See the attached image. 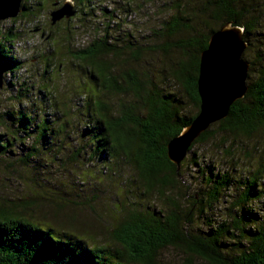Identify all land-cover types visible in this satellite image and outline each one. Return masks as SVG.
Listing matches in <instances>:
<instances>
[{
    "label": "trees",
    "instance_id": "obj_1",
    "mask_svg": "<svg viewBox=\"0 0 264 264\" xmlns=\"http://www.w3.org/2000/svg\"><path fill=\"white\" fill-rule=\"evenodd\" d=\"M27 1L28 5L22 1L19 15H29L34 9ZM110 1L107 7L106 0H73L81 12L78 26L92 30L86 45L73 48L70 44L67 48L91 82L90 90L79 95V102L57 106L55 93L41 88L40 98L31 99L25 107L22 102L28 101L30 86L6 82L5 88L14 91L10 99L17 105L0 110V158L14 156L13 161L33 168L34 173L38 167L44 169L45 176L49 175V163L43 160L49 162L46 157L51 154V161L83 159L88 165H97L98 172L108 178L123 176L137 182L143 194L163 197L167 206L142 211L132 208L112 228L96 229L66 208L68 202H75L49 196L45 205L38 196L0 195V264H157V254L165 248L179 251L190 264L196 259L205 264H264V157L246 176L215 171L210 164L199 166L203 187L191 196L190 207H185L176 194L181 162L179 167L171 162L166 147L198 112L199 57L209 35L226 21H233L243 28V38L252 47L253 34L264 38V0L178 1L173 14L145 36L137 35L121 17L131 6ZM14 37L13 30L0 31L5 74L21 67L10 49ZM65 37L71 40L73 31L68 28ZM146 37L155 41L144 42ZM157 50L178 51L170 75L188 97L193 112H184L182 100L172 92L160 93L150 75L135 66L145 54ZM255 53L264 61V43L260 41ZM249 62L245 95L230 105L225 118L202 132L188 152L195 144L213 138L210 127L215 124L222 132L247 137L264 131V62L257 69ZM38 100L43 101L41 105ZM46 105L53 112L46 113ZM75 107L79 120L74 124L64 117ZM197 159L193 153L191 164L198 166ZM234 189L239 193L232 194ZM40 197L49 199L44 194ZM227 197L232 207L227 218L194 223L196 214L204 218L203 200L208 209Z\"/></svg>",
    "mask_w": 264,
    "mask_h": 264
},
{
    "label": "rangeland",
    "instance_id": "obj_2",
    "mask_svg": "<svg viewBox=\"0 0 264 264\" xmlns=\"http://www.w3.org/2000/svg\"><path fill=\"white\" fill-rule=\"evenodd\" d=\"M22 1L28 5L27 0H21V3ZM29 1L34 5L31 14L19 15L20 12L14 18L0 20L1 32H6L9 29L16 34V37L10 42V49L14 52L15 57L21 61L19 69L14 70L12 73L3 74L4 83L0 88V110L5 107H16L17 105V101L10 99L11 95L14 94L13 89L5 88L6 82L10 80L14 81L16 85L22 83V85L30 86L28 101L24 100L22 102L25 107L29 106L32 100L35 101L37 97L40 98L39 94H42L41 88L43 90L51 89L55 93L57 106L62 107L63 103L67 106H72L74 100L77 102L81 100L79 95L82 92L90 90L91 82L81 72V65L72 59L67 48L70 44H72L73 48L86 45L90 40L92 35L90 31L92 30L88 31L87 29H82V26H78L81 23L78 18L81 12L74 7L76 3L73 0ZM65 1L72 2V7L75 8L73 16L69 20L62 17L52 23L50 21V12L61 7ZM106 1L107 7L111 6V1ZM113 1L117 5L128 3L131 6V10L121 14V17L128 21L133 30L135 29L134 31L137 35L142 36L147 35L150 29L158 26L163 20L168 19L173 14L175 3L178 1L184 2V0ZM96 3L94 2V4ZM68 28L73 31L74 37L71 40H64L66 39ZM262 31L264 32V29ZM256 34L251 36L252 47L247 45L248 48L242 56L248 61H253L254 67L257 69L264 61L259 59L255 52L260 45V41L261 44L264 43V38H261L260 35L255 36ZM148 41L154 42L155 40L152 41L149 37L144 38V42ZM159 41L162 40L160 39ZM160 43L162 44V42ZM178 56V51L161 52L157 50L145 54L143 59H140V62L135 66L145 70L150 75V79L160 93L172 92L182 100L183 111L191 113L194 111L193 106L182 88L175 83L170 75V69L178 59ZM46 70V74H43ZM113 99L115 103L119 102L118 98ZM45 101L47 103V99ZM38 102H41V105L43 101L38 100ZM45 109L46 113L50 114L53 112L48 108V105H46ZM69 112L64 118L72 120L75 124L79 120L76 107ZM80 122L82 121L78 123ZM210 129L212 133L214 132L213 138L205 144H195L187 152L178 168L181 173L179 176L181 183L180 189L176 191V194L179 197V202L185 207H190L191 196L199 193V187H203L201 186L203 181L199 178L200 175L198 173L199 166L205 168V166L210 164L215 167V171L222 172L226 170L232 175L246 176L247 170L256 166L259 160L264 157L263 130H257L247 137L241 134L222 132L216 127V124L212 125ZM74 135L73 137H75ZM226 141L228 142L225 146L223 144ZM193 153L195 158H198V166L191 164ZM57 155L59 156L60 154L58 153ZM13 158L14 156L0 158V195L11 197L38 196L45 205L49 204V196L75 202H68L66 208L75 211L78 220L83 223L87 222L92 228L104 227L110 229L119 218L126 215V210L132 208L142 211L147 207L157 210L167 206L166 202L163 201V197L159 198L156 194H143L137 182L128 181L123 176L108 178L106 173L101 174L98 172L99 167L97 165H88L83 159L78 162H71V160H53V162L51 161V154L46 157L49 162L43 160V163H49V166L46 165L48 166L49 175L45 176L44 169L41 168L43 174H38V172H42L41 169H38L39 167L36 168L37 173H34L33 168L31 169L21 163L17 164L18 162L13 161ZM86 170L87 173L94 174V178H90V175H85L87 173L84 174L83 171ZM41 176L43 179H41ZM81 180L83 181L81 182ZM172 193L175 194V192ZM237 193H239L238 189H234L232 192L234 195ZM43 194L49 199L40 197ZM228 200L229 197H227V200L223 198L220 203H214L208 209H206V200H203L205 208L204 218H202V215L199 217L196 214L193 217L194 223H202L207 218L211 220V223L212 221L218 222L225 219V217L227 218V214L230 212L229 209L232 208ZM261 200L264 203V197ZM119 203L124 204L126 209L121 208ZM197 207L199 206L196 205ZM45 208L49 209L50 206ZM187 260V257L179 251L165 248L157 254L156 263L190 264ZM193 264H205V262L196 259Z\"/></svg>",
    "mask_w": 264,
    "mask_h": 264
},
{
    "label": "water",
    "instance_id": "obj_3",
    "mask_svg": "<svg viewBox=\"0 0 264 264\" xmlns=\"http://www.w3.org/2000/svg\"><path fill=\"white\" fill-rule=\"evenodd\" d=\"M72 2L50 12V21L69 18L74 14ZM21 0H0V20L14 18L21 11ZM243 28L226 21L214 30L207 46L200 52L197 76L198 112L191 122L167 142V157L179 167L191 143L209 126L228 115L230 105L247 91L250 62L243 58L247 47ZM6 65L0 57V88Z\"/></svg>",
    "mask_w": 264,
    "mask_h": 264
}]
</instances>
